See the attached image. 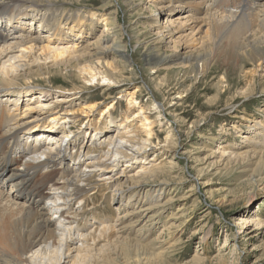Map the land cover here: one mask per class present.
Wrapping results in <instances>:
<instances>
[{
	"label": "bare ground",
	"instance_id": "6f19581e",
	"mask_svg": "<svg viewBox=\"0 0 264 264\" xmlns=\"http://www.w3.org/2000/svg\"><path fill=\"white\" fill-rule=\"evenodd\" d=\"M7 1L0 0V264H117L119 259H114V256L120 248L135 263H139L141 258L147 263L160 261L162 254L151 248L157 240L146 243L143 237L130 238L128 235L132 228L130 224L137 222L141 214L153 211L155 214L163 206L160 203L162 189L141 193V183L163 175V165L155 162L158 157H165L172 142L168 136L159 141L155 135L154 129L160 126L162 115L154 112L163 108L158 99L151 103L150 108L137 104L138 86L133 92L125 91V75L129 73L115 71V66L108 60L111 51L119 53L124 61L127 59L120 53L125 47L117 37L119 35L109 40L108 36L113 33L111 15L106 17L102 12L81 14L73 10L66 13L55 7L57 1L64 3L65 0ZM161 1L164 4L161 10L172 9L176 5L183 11L203 14L199 18L184 17L186 21L181 26H189L192 33L195 29L193 45L202 49L196 55L183 57L179 74L175 76L172 73L174 78L182 74L185 80L199 84L209 76L207 73L212 63L219 60L223 67L232 64L243 80H249L258 68L263 67L264 0ZM101 22L102 36L93 44L80 48L78 43L83 41L82 34H87L95 23ZM159 43L160 40L144 47L147 66H159L169 61L157 52L155 46ZM31 55L37 65L25 61ZM14 58L24 62L16 75L13 69L17 68L13 67L14 63L10 64ZM49 64L50 67H46ZM150 71V75L157 73L153 69ZM33 75L42 76L43 82L38 86L37 94L30 96V101L55 94L59 98L53 102L44 101L43 106L35 110L33 104L24 103L23 113L18 114L17 102H10L11 96L25 93V87L18 85ZM225 75V72L215 75L217 96L230 93V83ZM169 79L168 76L167 81L161 79L154 85L161 94L169 85ZM224 84L227 88L220 92ZM191 86L177 92L173 99L185 97L184 93ZM95 92L101 94L100 100H96ZM114 92L128 97L127 111L123 120L118 122L115 136L101 140L96 134L115 125L108 118L112 116L116 103L113 101L102 110L99 108L107 100V95ZM34 111L36 113L31 115ZM95 112L104 117L107 115L100 125L97 120L94 122ZM173 119L177 123L178 117L173 116ZM193 124L191 128L197 126ZM71 125H75V130ZM82 127L87 132L90 129L92 141L76 146L74 141L78 134L75 132ZM250 132L252 137L248 140V148L254 154L258 150L261 153L264 150L262 121L256 123V128ZM154 138L158 140L156 145L153 144ZM22 139L29 143L21 144L19 141ZM153 148L154 158L147 161L142 155ZM221 149L220 162H235L243 171V162L247 161L250 153L239 152L238 146H233L231 151ZM13 162L19 166L11 167ZM119 164L125 168L111 177ZM136 164L142 165L141 168L131 172L129 167ZM258 167L250 174L251 179L256 177ZM112 183H116L112 186L113 194H104ZM123 186L128 189H123ZM142 198L146 204L139 206L137 211H125L123 215H110L111 211L103 215L98 212L99 199H103L109 209L110 202L116 208L143 203ZM181 206L180 209L184 210ZM128 216L132 218L124 224L122 219ZM183 217L182 214L177 219ZM143 229L141 227V232Z\"/></svg>",
	"mask_w": 264,
	"mask_h": 264
},
{
	"label": "rangeland",
	"instance_id": "374dc122",
	"mask_svg": "<svg viewBox=\"0 0 264 264\" xmlns=\"http://www.w3.org/2000/svg\"><path fill=\"white\" fill-rule=\"evenodd\" d=\"M3 1L8 2L7 0ZM59 3H63V1H57L55 7L66 11V13L73 10L81 14H89V12L100 14L102 12L106 17L108 14L111 15L113 33L108 36L109 40L112 41L117 34L119 35L117 37H120V42L125 47L120 53L124 54L127 59L124 61L120 58L119 53L111 51L108 60L115 66V71L129 73L125 75V91L133 92L134 88L138 86L140 92L137 94L139 95L137 104L150 108L151 103L158 99V103L164 109L161 108V111L158 109L154 112L162 115L159 121L160 126L154 129L155 135L159 141L168 136L172 142L169 150L165 152V157H158V161L155 162V164L163 165V175L160 174L154 179L144 180L141 183L143 186L141 193L162 189L160 203L163 206L155 214L154 211L141 214L137 222L130 224L132 228L128 235L130 238L143 237L146 243L157 240L151 248L157 250V253L160 252L162 257L159 258L160 261L151 263H147L141 258L139 263H135L134 259H131V256L120 248L117 249L114 256V259H119L117 264H142L143 262L145 264H264V150L261 153L258 150L254 154L253 150L248 148V140L252 137L250 131L256 128V123L262 121L264 124V65L258 68L249 80L240 78L241 76L239 77L234 71L236 68L232 64L223 67L220 60L212 63L211 69L207 73L209 76L202 80L198 78L199 84L198 82L194 84L189 79L185 80V77L182 78V74L180 77L174 78L172 73L174 72L176 76L182 68L183 57L196 55L202 49L199 45H193L195 29L192 33L189 26L181 25L186 21V16L187 18L191 16L199 18L203 16L202 13L183 11L176 5L172 9L161 10L160 8L164 6L161 0H65L63 4ZM21 5L19 4V6ZM44 31H40V33L42 32L44 35L46 32ZM102 31V22L95 23L91 31L82 34L83 41L80 40L78 43L80 48L89 43L93 44L96 39L102 36ZM158 40L160 43L155 46L157 52L169 61L159 66L157 64L147 66L144 47L154 44ZM89 50L91 51L92 47ZM25 61L37 65L33 55L27 57ZM12 63H14L13 67L17 68L13 69V74L16 75L22 70L21 66L24 62H19L14 58L10 61V64ZM50 65L46 67H50ZM150 69L156 70L157 73L150 75ZM219 71L225 72V77L230 83V93L226 92L217 96L214 83L217 81L215 75L220 74ZM168 76L170 78L169 85L161 91V94L154 85L161 79L167 81ZM23 81L21 77V82ZM26 82L18 85L20 88L25 87L26 90H23L25 93L20 96H11L12 101L10 102H17L18 114L23 113L24 103L33 104L35 110L38 106H43L42 102H53L59 98L55 94L30 101V96L36 95L38 86L42 85L43 77L33 75ZM57 82L60 81L57 80ZM181 82H183V86L179 90ZM190 86L192 88L184 93L185 97L178 100L173 99L177 92ZM221 87L220 92L227 88L225 84ZM95 95L96 100H100L102 97L98 92ZM82 99L84 100V98ZM127 100L128 97H124V94L114 92L107 95V100L99 109L102 110L114 101L115 108L112 111V116L108 119H112L116 126L96 134L101 140L104 137L106 139L113 138L115 132H118V122L123 120V115L127 111ZM164 110L166 116H164ZM35 113L36 111L31 115ZM173 116L178 117L177 123L174 122ZM93 117L94 122L98 121L99 125L105 120L104 115L101 116L97 112ZM193 123L197 125L195 128H191ZM249 125L253 127L249 128ZM73 127L72 130H75V125ZM85 129L83 127L81 130L76 129L77 133L75 132V134H78L74 141L76 146L80 143H87V141L89 144L91 131L89 129L87 132ZM58 136L61 137L60 134ZM20 142L21 144L29 143L27 139H22ZM157 143L158 140L154 138L153 144ZM229 145L232 146V149ZM233 146H238L239 152L250 153L247 161L245 160L246 163L243 162V171L235 162H220L221 148L231 151ZM154 150L153 148L142 156L146 157L147 161L153 159ZM212 152L215 153L212 155ZM128 153L130 152L128 151ZM190 155L192 158H189ZM152 163L154 164V162ZM17 164L13 162L11 167H18ZM257 165L260 168L258 167L256 177L251 179L250 174ZM141 166L136 164L129 169L131 172H136ZM124 168L120 164L116 166L113 173L110 174L111 177L119 174ZM115 184L112 183L104 194L108 195L110 192L113 194L112 186ZM123 189L128 188L123 186ZM4 190L9 191L8 188ZM119 196L120 192H118ZM142 202L116 208L115 204L110 202L108 209L104 200L99 199L97 201L98 212H101L102 215L109 214L110 211V215L124 214L125 211H137L139 206L146 204V202ZM181 204L184 210L180 209ZM182 214L184 217L178 220L177 217L179 218ZM154 215H159V217H154ZM131 218L128 216L126 219H122V222L126 224ZM113 220L115 221L116 218ZM180 222L179 227L174 228ZM141 227L144 228L142 232Z\"/></svg>",
	"mask_w": 264,
	"mask_h": 264
}]
</instances>
